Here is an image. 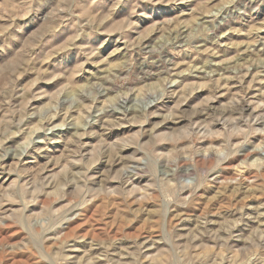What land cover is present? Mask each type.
Wrapping results in <instances>:
<instances>
[{
  "label": "rangeland",
  "instance_id": "1",
  "mask_svg": "<svg viewBox=\"0 0 264 264\" xmlns=\"http://www.w3.org/2000/svg\"><path fill=\"white\" fill-rule=\"evenodd\" d=\"M0 264H264V0H0Z\"/></svg>",
  "mask_w": 264,
  "mask_h": 264
},
{
  "label": "bare ground",
  "instance_id": "2",
  "mask_svg": "<svg viewBox=\"0 0 264 264\" xmlns=\"http://www.w3.org/2000/svg\"><path fill=\"white\" fill-rule=\"evenodd\" d=\"M43 140V139H42Z\"/></svg>",
  "mask_w": 264,
  "mask_h": 264
}]
</instances>
